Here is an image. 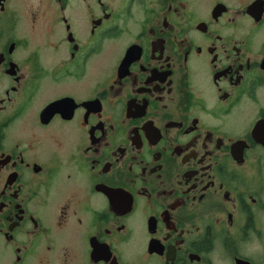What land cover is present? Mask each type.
Segmentation results:
<instances>
[{
	"label": "flooded vegetation",
	"instance_id": "1",
	"mask_svg": "<svg viewBox=\"0 0 264 264\" xmlns=\"http://www.w3.org/2000/svg\"><path fill=\"white\" fill-rule=\"evenodd\" d=\"M0 264H264V0H0Z\"/></svg>",
	"mask_w": 264,
	"mask_h": 264
}]
</instances>
